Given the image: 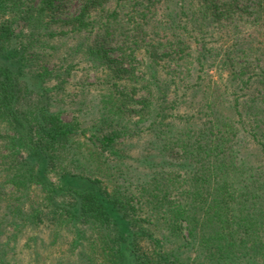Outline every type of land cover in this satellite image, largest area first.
<instances>
[{
    "label": "trees",
    "instance_id": "obj_1",
    "mask_svg": "<svg viewBox=\"0 0 264 264\" xmlns=\"http://www.w3.org/2000/svg\"><path fill=\"white\" fill-rule=\"evenodd\" d=\"M67 1L0 0V264H264V0ZM76 54L99 134L53 107ZM156 124L154 169L119 182L107 156Z\"/></svg>",
    "mask_w": 264,
    "mask_h": 264
},
{
    "label": "rangeland",
    "instance_id": "obj_2",
    "mask_svg": "<svg viewBox=\"0 0 264 264\" xmlns=\"http://www.w3.org/2000/svg\"><path fill=\"white\" fill-rule=\"evenodd\" d=\"M39 1L40 0H33V4H38ZM81 2V0H68L64 5H62L61 10L59 11L60 17H70L74 15L80 8ZM169 6L170 7L167 8L168 10H171V8L175 6L174 2H171ZM166 20L167 19L163 18L162 21L159 22V26L164 27L168 35L176 33L177 29H171L169 24L170 22H167ZM118 55H120V52L118 51L113 52L112 54L113 57H117ZM70 63L71 75L66 79L64 86L61 88L62 92L57 93L56 90L53 89L51 91L54 110L59 111L62 119L67 121H72L75 119L80 120L82 125L90 126L93 133L99 134L103 130L108 129V124L104 121V110L99 107L100 103L98 100L100 94L104 92L107 83L102 81L101 78H96L97 75L95 70L90 66L89 62H87L84 58H81L79 55L76 54L72 59H70ZM51 83H54V80H52L50 84ZM170 92L171 91L169 90L166 93L168 95L166 98L170 99L171 94H168ZM163 97H165V95ZM152 102L154 107H157V105L160 104L162 106L164 105L162 99H152ZM186 108L187 106L181 109ZM178 109L179 108L169 109L167 112L177 113V111H179ZM156 111L157 109L152 108V110H150V115L156 113ZM185 111L191 110L188 108V110ZM164 121V124H167L168 121L166 119ZM148 122H146V124H148ZM151 128L152 129L146 128L144 133L138 136L136 142L132 143L133 146L128 150L129 156H127V154H123L121 156L117 154H110L107 156V164L111 165L110 168L108 167L107 169L113 173L114 177L117 178L119 182H124V177H127L132 179L133 183L135 184L141 179H146L149 175V170L154 169L152 166H150V163L154 162V160H152V155L153 153H156L157 150L150 147H154V143L151 141H153V135L155 130L159 128V125H153ZM148 142L150 144V149L147 146V149L144 148ZM108 152L110 151L108 150ZM105 153H107V151H105ZM141 154L146 155L145 162L140 159ZM130 155L133 157H130ZM244 155L251 156L250 158L252 161L257 158L253 155V149L250 148L246 150ZM134 157H136V159ZM158 159V157H155V161H159ZM44 238H47V241L50 240L47 235L44 236ZM44 253H48L47 250L45 252H41V254ZM58 255L59 254L57 253L51 252V260L55 261ZM63 257L64 264H85L84 258L81 259V257L75 253L65 252ZM23 259L25 260H23L20 264H31L27 262V258ZM32 264H37V262H33Z\"/></svg>",
    "mask_w": 264,
    "mask_h": 264
}]
</instances>
